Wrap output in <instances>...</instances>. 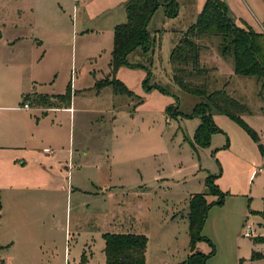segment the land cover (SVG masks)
I'll use <instances>...</instances> for the list:
<instances>
[{"label": "rangeland", "instance_id": "obj_1", "mask_svg": "<svg viewBox=\"0 0 264 264\" xmlns=\"http://www.w3.org/2000/svg\"><path fill=\"white\" fill-rule=\"evenodd\" d=\"M86 1L77 5L75 0H0V223H39L40 235L45 231L42 223H51L46 218L52 209L48 193L26 189L32 183L28 175L37 173L35 165L41 167L43 161L30 162L35 157L20 147L26 133H36L41 136L37 141L39 156L50 152L58 160L56 144L40 134L46 130L48 134L57 132L62 144L71 145V151L87 153L86 163H76L88 168L83 171L85 190L101 193V188H109L97 209L93 203L88 208L82 205L89 199L86 195L73 197L79 209H73L70 222L57 229L55 249L51 246L57 255L51 264H105L104 233L144 235L145 264H186L192 251L208 256L204 264H264L259 259L250 262L253 251L264 252V241L258 240L264 237L259 214L264 204V153L258 143L237 120L215 111L212 119L220 131L210 135L207 147L197 146L193 136L200 118L166 111L168 106H177L188 114L201 100L174 83L169 55L196 21L204 0H175L178 13L173 17H167L159 6L147 24L151 46L130 51L126 64L99 81L107 84L116 78L130 94L117 93L112 98L109 88L96 99V86L93 91L84 89L74 101L76 112L70 120L69 113L60 108L69 105L76 89L92 85L93 69L108 71L113 39L105 28L126 13L123 2L125 5L127 0H97L98 4L84 8L85 28H98V41L105 46L100 57L91 62L87 45L95 38L82 32V14L78 7L74 10ZM220 1L238 27L262 34L264 49V0ZM56 15H60L59 21ZM55 25H60L58 33L52 30ZM218 42L212 35L197 40L207 73L190 81L203 84L208 92L228 81L227 92L246 108L239 112L240 118L257 133L264 148V89L259 91L254 77H235L231 58L220 55ZM37 93L57 95L40 125H28L22 107L29 101V113L38 115L31 97ZM60 95H68L67 104ZM100 164V170L96 169ZM60 165L66 172L63 165L69 163ZM209 175L223 193L221 202L219 193L211 192L206 184ZM9 186L20 189L15 193ZM194 193L204 194L211 206L202 238L192 250L187 212ZM61 202L65 204V197ZM56 215L57 223H65L63 209ZM246 225L253 229L249 236L244 235ZM17 231L27 233L28 229L18 225ZM42 249L51 255L47 244Z\"/></svg>", "mask_w": 264, "mask_h": 264}, {"label": "trees", "instance_id": "obj_2", "mask_svg": "<svg viewBox=\"0 0 264 264\" xmlns=\"http://www.w3.org/2000/svg\"><path fill=\"white\" fill-rule=\"evenodd\" d=\"M159 6L164 8L167 17H173L178 13V5L175 0H127L124 5L126 21L117 24L113 30L111 72L120 65L126 64V55L136 47L147 50L151 46L153 39L147 31V24ZM210 35L218 39L220 55L232 59L235 74L254 77L260 83V90L264 89L262 34L251 28L238 27L228 16L225 4L220 0H204L196 21L183 32L169 55L174 83L184 92L196 95L201 100L194 105L188 114L179 111L177 106H168L166 111L176 116L200 118L199 126L193 136V142L200 147H207L210 142V135L220 131L213 122L212 112L225 113L245 128L252 139L258 143L261 152L264 153L257 133L239 116V112L246 109L243 104L227 93L224 88L213 89L208 92L203 84H194L190 81L196 76H205L207 73V69L201 64V48L197 40ZM107 84H110L117 93L130 94L127 87L116 78L108 80ZM104 85L106 84L97 81L94 86L99 89ZM259 95L263 94L259 93ZM40 98V102L50 103L45 99L46 97ZM58 98L66 104L68 103V95H60ZM262 112L264 113V109ZM211 178V175L206 178V184L211 192L219 193L218 202H221L223 193L214 186ZM210 206L204 194L194 193L189 197L187 220L189 243L192 250L195 241L202 238L201 232ZM259 214L264 222V204ZM102 236L105 264H145L147 239L144 235L104 233ZM261 239L264 237L258 239L264 241ZM213 252L214 249L212 254ZM206 257L208 256L192 251L186 260V264H204ZM251 259H264V252L253 251Z\"/></svg>", "mask_w": 264, "mask_h": 264}, {"label": "crops", "instance_id": "obj_3", "mask_svg": "<svg viewBox=\"0 0 264 264\" xmlns=\"http://www.w3.org/2000/svg\"><path fill=\"white\" fill-rule=\"evenodd\" d=\"M103 1V0H101ZM100 1V2H101ZM108 1V0H104ZM95 3V4H94ZM204 3V2H203ZM97 0H87L85 4L83 5H75L74 10L78 7L80 14L79 17V26L85 28L84 24V8L88 7V5H96ZM203 6V4H202ZM80 7V8H79ZM202 8V7H201ZM123 9L124 8V2H123ZM73 11V9H72ZM78 12V13H79ZM57 20H60V15H56ZM126 18V13L124 15L120 14L118 15L117 19L111 20L107 27L105 28V31H111L112 33V39H113V30L114 27L117 24H120V22L124 21ZM60 25H55V27L52 29L54 33H58ZM82 28V32L89 35L90 38L94 37V42L87 45V50H89V59L91 62L93 59H96L97 57H100V53L104 50V45H101L98 41V38L100 36L101 31L97 28L94 30L93 28ZM95 31V35L93 36ZM59 38V37H58ZM74 38V37H73ZM57 40V39H56ZM55 41V40H53ZM58 44L61 45L60 40H57ZM113 43V40H112ZM107 45V44H106ZM112 48V47H111ZM110 61V59H109ZM230 65L232 63L231 69L232 72L235 75L234 72V66L232 59L230 60ZM111 70L110 63H109V69L107 72H104L102 70H99L96 72V69H93V82L90 87H83L80 89H76L74 91L73 97L70 99V103L67 107L60 108L62 111H66L69 113V118L71 120L72 114L76 112V108L74 106V101L78 94H82L84 89H87L89 91H93L94 85L97 81H100V79H103L106 75L109 74ZM74 75L76 73L74 72ZM237 75V74H236ZM235 75V77H236ZM255 82L258 84L257 80L255 79ZM224 90L227 92V87L231 86L228 81L223 83ZM260 86V83H259ZM111 89L112 98H115V95L117 92H115L110 84H106L99 89H96L95 96L96 99L99 98L100 95H102L106 90ZM218 89V88H217ZM221 89V88H219ZM260 91V89H259ZM228 93V92H227ZM31 95L33 100H35L36 105L33 107V110L38 111V115L36 113H29V110L32 109L30 106L29 108H23L26 111L23 113L26 121L28 122V125H31L32 123H38L40 125L42 121V116L46 115L48 111L52 109V107H47L49 104L44 103L43 105H39V98L40 97H46L45 99L48 101V103L56 99L54 98L56 93H43L46 95ZM259 94V93H258ZM86 94H83L84 96ZM38 103V104H37ZM13 107V106H11ZM10 107V108H11ZM113 109V108H112ZM36 117V120L34 119ZM43 135L44 140L50 137V140L53 141L54 144H56L55 150L59 152L58 160H54L55 154H52L49 152L47 155H42L43 158L39 156V143L37 141L40 140L41 136L36 133L31 134H25V141L21 144L20 147L25 148L27 151V155L35 157L34 160H31L30 162L35 163V159L37 161H43L41 164V167H37L35 165V169H37V173L29 174L28 176L31 178L32 183L26 186V189H33L37 190L39 193L47 192L48 196L50 197V205L49 207L52 208L50 213L51 215L46 216L47 220L51 223H42L43 228H45V231H43L42 235H40V232L37 230L39 227L37 224L39 223H0V264H51L52 259L57 253H55V244L57 242V233L58 230H61V228H64L67 223L70 222V215L73 209H79L78 205L74 203L73 197L78 199L79 194L86 195L89 199L87 201H83L82 205H85V208H88L90 206V203L96 206V209L99 205H101L105 197L109 195L108 187L105 188V191H102V188L100 189V192L97 191H88L83 188V183H85V177H84V170H88V168L85 167H78L76 163L84 160L86 163V156L87 153L85 152L83 155L79 151H74L72 149L71 151V145L69 148L65 144H62L60 142L59 136L57 135V132H54L52 134H48V131L43 130L41 133ZM20 140H24V133H20ZM70 149V150H69ZM45 150V149H44ZM38 151V153H37ZM54 151V150H53ZM68 159V160H67ZM75 159V162H74ZM27 160H24L22 163H26ZM64 162L65 164L69 163V166L63 165L65 168V171H62V165L60 163ZM67 162V163H66ZM99 166H95L96 169L100 170ZM96 171V170H95ZM91 179V178H90ZM41 180L43 182H41ZM91 185H95V181H90ZM20 189V186H9V191L15 192L16 190ZM65 197V204L61 202V198ZM89 201V202H88ZM86 202V203H85ZM94 206V207H95ZM84 208V206H82ZM59 209H63L64 211V222L65 223H57L59 216H57V212ZM49 212V211H48ZM1 214V211H0ZM36 224V225H34ZM25 227L28 229L27 233H20L16 232L17 226ZM58 229V230H57ZM103 237V236H102ZM47 244L49 246V251L51 252L50 256H47L44 254V249H42L43 245ZM54 245V249H52L51 246ZM50 260V261H48ZM264 260V259H259ZM258 259H255L250 262H256L259 261Z\"/></svg>", "mask_w": 264, "mask_h": 264}, {"label": "built area", "instance_id": "obj_4", "mask_svg": "<svg viewBox=\"0 0 264 264\" xmlns=\"http://www.w3.org/2000/svg\"><path fill=\"white\" fill-rule=\"evenodd\" d=\"M82 1H85V0H75V2L77 4L80 3V2H82ZM29 107H30V102L29 101L24 102L23 108H26L27 109ZM252 232H253V229L251 228V226L250 225H246V227L244 229V235L249 236V235L252 234Z\"/></svg>", "mask_w": 264, "mask_h": 264}, {"label": "water", "instance_id": "obj_5", "mask_svg": "<svg viewBox=\"0 0 264 264\" xmlns=\"http://www.w3.org/2000/svg\"><path fill=\"white\" fill-rule=\"evenodd\" d=\"M170 1H172V0H170Z\"/></svg>", "mask_w": 264, "mask_h": 264}]
</instances>
